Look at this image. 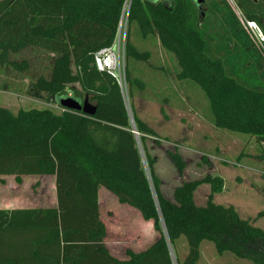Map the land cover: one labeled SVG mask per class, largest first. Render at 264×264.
I'll return each instance as SVG.
<instances>
[{
	"label": "trees",
	"instance_id": "16d2710c",
	"mask_svg": "<svg viewBox=\"0 0 264 264\" xmlns=\"http://www.w3.org/2000/svg\"><path fill=\"white\" fill-rule=\"evenodd\" d=\"M125 1L0 0V68L25 73L28 61L10 55L26 48L43 52L49 73L35 71L22 90L61 108L13 113L0 106V175H13L17 183L24 175H54L58 202L56 207L0 209V264H198L204 241L212 242L218 255L230 252L264 264V229L242 218L235 206L212 200L223 190V178L207 175L184 182L172 199L162 193L156 158L147 146L155 131L134 113L131 102L138 135L133 132L119 84L95 64V54L113 44ZM206 1L199 6L197 0H131L126 39L130 99L145 88L135 65L152 55L139 45L157 40L176 59L178 79L202 89L215 127L264 144V58L226 0L203 19ZM234 2L264 32V0ZM218 18L224 26L221 39L235 41L240 51L230 60L217 51ZM0 88L23 94L7 80H0ZM67 98L80 103L88 98L95 114L65 109L61 101ZM169 156L182 174L186 162L181 155L169 151ZM203 183L211 193L201 206L194 195ZM101 186L159 232L147 250L129 249L126 259L110 254L105 239L111 224L99 210ZM261 217L264 210L256 218ZM182 238L187 245L183 259L178 253Z\"/></svg>",
	"mask_w": 264,
	"mask_h": 264
},
{
	"label": "rangeland",
	"instance_id": "374dc122",
	"mask_svg": "<svg viewBox=\"0 0 264 264\" xmlns=\"http://www.w3.org/2000/svg\"><path fill=\"white\" fill-rule=\"evenodd\" d=\"M226 1L235 13L240 11L234 0ZM218 3L221 7V0L206 1L202 9L203 19L213 16ZM214 23L217 27L216 33L219 34L217 51L220 57L230 60L240 51L236 48L235 41L228 43L227 40L221 39L224 33L221 19L219 22L215 20ZM254 46L256 47L255 44ZM139 48L150 51L152 55L149 61L135 65V74L144 81L145 88L136 89L133 100H130L134 102V113L156 133V136L147 138V146L156 158V171L161 178L164 196L172 199L175 188L184 182L203 179L207 175L220 176L224 180V188L213 194V202L235 206L242 218H249L255 226L264 229V217L256 218L258 213L264 210V144L254 136L215 127L204 92L196 83L178 79L180 68L176 59L165 51L157 40L143 41ZM42 53L37 49L26 48L11 54L10 58L13 60H27L30 69L20 73L13 69L6 71L0 68V79L17 84V89L23 93L21 95H25L22 89L28 76L38 70L44 74L49 73L48 56ZM133 67L134 62H131L130 69ZM17 98V103L8 108L13 113L33 107L61 110L56 103L43 99L34 98L29 101L30 99L24 96ZM169 151L178 152L186 162L182 174L173 164ZM54 183L53 176L45 175L30 176L25 178L23 183H17L14 177L0 178V201H7L10 206L46 207L55 201ZM210 193V185L201 184L194 195L196 204L206 205ZM124 208L121 204L110 208L103 205L101 215L107 226L112 223L117 229L127 228V210ZM150 233L153 240L159 237L156 230ZM114 235L119 238V234L114 231L108 238L116 239ZM147 247L113 243L109 249L113 255L126 259L127 250L144 251ZM200 249L201 258L198 264H254L247 259H239L230 252L218 255L214 244L209 241L202 242ZM178 253L182 259L187 254L184 238L178 242Z\"/></svg>",
	"mask_w": 264,
	"mask_h": 264
},
{
	"label": "crops",
	"instance_id": "0c3cea01",
	"mask_svg": "<svg viewBox=\"0 0 264 264\" xmlns=\"http://www.w3.org/2000/svg\"><path fill=\"white\" fill-rule=\"evenodd\" d=\"M1 74V72H0ZM1 77V75H0ZM1 80V79H0ZM28 83V79H26V84ZM17 96L20 97H25L26 99H30L29 101L34 100L33 97L27 96V95H21L19 94L16 90H7V89H2L0 88V106L5 107V108H10L11 105H15L18 101ZM32 103V102H31ZM30 176H37V175H24L22 176V183L25 178H29ZM45 176H53L55 179L54 187H55V201L53 202L52 205L46 206V207H56L58 202H57V195H56V177L54 175H45ZM8 177H14L13 175H0V178H8ZM4 182V181H3ZM98 202H99V210L100 214L102 213V207L106 206L107 208L112 207L114 205L120 204L117 197L110 192L106 187L101 186L98 192ZM109 204V205H108ZM125 206V205H123ZM46 207H34V206H10L7 201H0V209H16V208H46ZM126 211L125 213V223H128L127 228L123 227L122 229H117L111 224V229H108V234L105 239V244L110 252L109 246L113 243L116 244H129L133 246H139L141 248H144L146 246L147 249L154 243V241L150 236L151 231H155L152 227L151 222H145L141 219L139 213L134 210L133 208H130L128 206H125L124 208ZM102 216V215H101ZM115 232L116 234H119V238L116 236L115 238L109 239V234L111 232ZM147 232V233H146ZM145 233V234H144ZM130 248V247H129ZM146 249V250H147ZM145 251V250H144ZM134 252H142V251H134ZM110 254L118 259H125V258H120L115 255H113L111 252Z\"/></svg>",
	"mask_w": 264,
	"mask_h": 264
},
{
	"label": "built area",
	"instance_id": "2783aa9c",
	"mask_svg": "<svg viewBox=\"0 0 264 264\" xmlns=\"http://www.w3.org/2000/svg\"><path fill=\"white\" fill-rule=\"evenodd\" d=\"M130 4L131 0L125 1L113 44L100 49L95 54V64L99 70H106L116 79L120 86L130 121L133 122L132 103L129 96L126 77V39ZM236 14L264 58V32L256 22L246 19L241 11H237ZM135 134L138 135V133Z\"/></svg>",
	"mask_w": 264,
	"mask_h": 264
},
{
	"label": "water",
	"instance_id": "95a60500",
	"mask_svg": "<svg viewBox=\"0 0 264 264\" xmlns=\"http://www.w3.org/2000/svg\"><path fill=\"white\" fill-rule=\"evenodd\" d=\"M203 1L204 0H197L198 5L200 6L203 3ZM199 9L201 10L200 7ZM61 106L67 110L83 112L84 114L89 115V116L94 115L96 112V107L91 102H89L88 98H86L83 103H80L73 98L63 99L61 101ZM131 123L134 128L133 132L137 133L135 130L134 121L133 122L131 121Z\"/></svg>",
	"mask_w": 264,
	"mask_h": 264
}]
</instances>
